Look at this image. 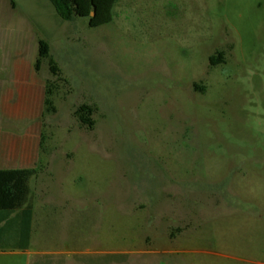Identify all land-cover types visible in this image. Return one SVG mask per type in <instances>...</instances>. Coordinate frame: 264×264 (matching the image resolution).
Returning <instances> with one entry per match:
<instances>
[{
	"label": "rangeland",
	"instance_id": "374dc122",
	"mask_svg": "<svg viewBox=\"0 0 264 264\" xmlns=\"http://www.w3.org/2000/svg\"><path fill=\"white\" fill-rule=\"evenodd\" d=\"M41 40L58 77L36 68ZM14 160L86 218V254L264 264V0H119L98 28L0 0V167Z\"/></svg>",
	"mask_w": 264,
	"mask_h": 264
},
{
	"label": "crops",
	"instance_id": "0c3cea01",
	"mask_svg": "<svg viewBox=\"0 0 264 264\" xmlns=\"http://www.w3.org/2000/svg\"><path fill=\"white\" fill-rule=\"evenodd\" d=\"M20 162L24 161L14 160L10 167H0V170L33 169ZM49 194L47 190L34 194L31 188L29 205L33 207L34 215L27 247V241L20 234L23 221L20 214L25 208L0 223V264H86V255L98 259L99 262H93L95 264H107L108 258L114 259L110 264H121L123 251H90L86 254V229L82 228L86 226V218L81 212L61 206L60 202L54 203ZM62 201L68 206L65 198Z\"/></svg>",
	"mask_w": 264,
	"mask_h": 264
},
{
	"label": "trees",
	"instance_id": "16d2710c",
	"mask_svg": "<svg viewBox=\"0 0 264 264\" xmlns=\"http://www.w3.org/2000/svg\"><path fill=\"white\" fill-rule=\"evenodd\" d=\"M58 15L65 21L71 22L76 18H87L91 28L108 25L113 21V12L119 0H49ZM95 13V16H92ZM224 53L211 58L213 66L225 63ZM50 59V69L54 76L60 75L57 63L51 58L50 45L41 40L39 42V57L36 68L40 69L44 60ZM95 110L92 106L82 105L76 115L81 125L93 129ZM37 169L0 170V223L7 221L13 214L23 210L20 217V234L28 242L32 232L33 207L29 205L31 195V181L37 175ZM25 247V248H26Z\"/></svg>",
	"mask_w": 264,
	"mask_h": 264
},
{
	"label": "water",
	"instance_id": "95a60500",
	"mask_svg": "<svg viewBox=\"0 0 264 264\" xmlns=\"http://www.w3.org/2000/svg\"><path fill=\"white\" fill-rule=\"evenodd\" d=\"M92 16H95V13H92Z\"/></svg>",
	"mask_w": 264,
	"mask_h": 264
}]
</instances>
